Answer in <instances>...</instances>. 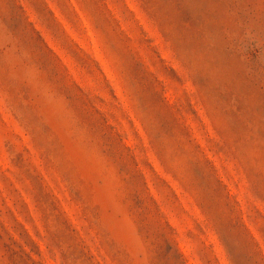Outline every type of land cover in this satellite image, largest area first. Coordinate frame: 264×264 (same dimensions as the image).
I'll list each match as a JSON object with an SVG mask.
<instances>
[{"label":"rangeland","instance_id":"1","mask_svg":"<svg viewBox=\"0 0 264 264\" xmlns=\"http://www.w3.org/2000/svg\"><path fill=\"white\" fill-rule=\"evenodd\" d=\"M0 264H264V0H0Z\"/></svg>","mask_w":264,"mask_h":264}]
</instances>
